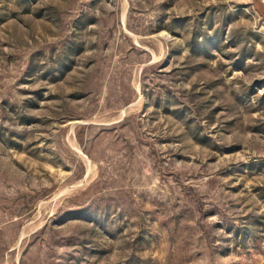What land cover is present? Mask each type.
<instances>
[{"label": "rangeland", "instance_id": "rangeland-1", "mask_svg": "<svg viewBox=\"0 0 264 264\" xmlns=\"http://www.w3.org/2000/svg\"><path fill=\"white\" fill-rule=\"evenodd\" d=\"M0 264H264V0H0Z\"/></svg>", "mask_w": 264, "mask_h": 264}]
</instances>
